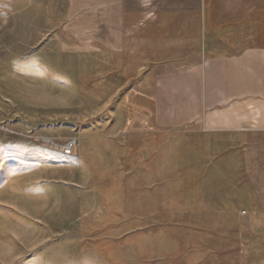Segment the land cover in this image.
I'll return each mask as SVG.
<instances>
[{"label": "rangeland", "instance_id": "1", "mask_svg": "<svg viewBox=\"0 0 264 264\" xmlns=\"http://www.w3.org/2000/svg\"><path fill=\"white\" fill-rule=\"evenodd\" d=\"M158 1L0 0V264H264V187H208L154 127Z\"/></svg>", "mask_w": 264, "mask_h": 264}, {"label": "crops", "instance_id": "2", "mask_svg": "<svg viewBox=\"0 0 264 264\" xmlns=\"http://www.w3.org/2000/svg\"><path fill=\"white\" fill-rule=\"evenodd\" d=\"M166 2L139 33L154 127L186 130L208 187H264V0Z\"/></svg>", "mask_w": 264, "mask_h": 264}, {"label": "built area", "instance_id": "3", "mask_svg": "<svg viewBox=\"0 0 264 264\" xmlns=\"http://www.w3.org/2000/svg\"><path fill=\"white\" fill-rule=\"evenodd\" d=\"M74 149H75L74 144H73V143H70L69 145H67V146H65V147L63 148L62 153L65 154V155L70 156V155L73 154Z\"/></svg>", "mask_w": 264, "mask_h": 264}]
</instances>
